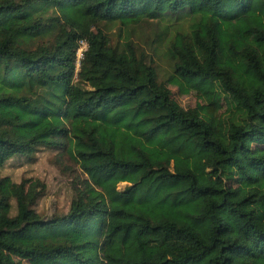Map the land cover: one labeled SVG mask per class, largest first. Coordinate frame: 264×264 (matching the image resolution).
<instances>
[{
	"label": "trees",
	"instance_id": "obj_1",
	"mask_svg": "<svg viewBox=\"0 0 264 264\" xmlns=\"http://www.w3.org/2000/svg\"><path fill=\"white\" fill-rule=\"evenodd\" d=\"M144 21L165 81L98 27ZM66 145L87 178L64 215L0 174V264H264V0H0V168Z\"/></svg>",
	"mask_w": 264,
	"mask_h": 264
},
{
	"label": "rangeland",
	"instance_id": "obj_2",
	"mask_svg": "<svg viewBox=\"0 0 264 264\" xmlns=\"http://www.w3.org/2000/svg\"><path fill=\"white\" fill-rule=\"evenodd\" d=\"M188 25L185 23L184 27L188 28ZM98 27L108 34L113 43H121L128 37L131 38L137 48L152 55L160 81H165L172 72V65L163 54L164 45L158 43L159 35L164 28L163 23L144 21L132 27H124L120 23L101 24ZM173 29L171 28L170 34H172ZM170 34H167V37ZM156 49L158 52L155 53ZM86 50L87 44L83 41L77 52V74L80 70V60L83 59ZM77 74L76 81L78 80ZM167 86L172 91L173 98L187 110L195 109L200 102L195 93L184 95L179 92L178 87ZM0 174L1 176L9 177L16 183H21L22 181L34 183L37 186V190H42V186L45 187L42 191L43 194L34 206L35 210L43 218H51L68 213L72 201L76 197L77 189L81 187L83 180L87 178L78 163L70 156L67 145L60 147L42 146L31 154L13 157L0 168ZM127 186V183H121L119 184V189L124 190ZM12 204L14 206L13 213L15 214V201ZM23 263L28 264L27 261Z\"/></svg>",
	"mask_w": 264,
	"mask_h": 264
}]
</instances>
